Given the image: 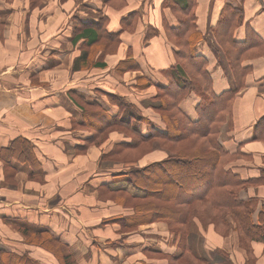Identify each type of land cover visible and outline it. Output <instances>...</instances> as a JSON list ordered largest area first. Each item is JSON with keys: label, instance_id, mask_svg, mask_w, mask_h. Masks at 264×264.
Wrapping results in <instances>:
<instances>
[{"label": "crops", "instance_id": "crops-1", "mask_svg": "<svg viewBox=\"0 0 264 264\" xmlns=\"http://www.w3.org/2000/svg\"><path fill=\"white\" fill-rule=\"evenodd\" d=\"M31 1H36L34 6ZM125 1L121 9L108 10V29L117 31L119 20L133 11L140 16L132 32L120 31L116 51L104 59L106 67L73 69L80 55V41L71 40L73 19L97 20L98 12L107 9L103 0H0V151L17 137L26 140L38 161L34 173L43 175L41 180L28 177L34 168L30 156L13 158L14 171L7 176L0 156V264H64L67 254L76 264H167V257L180 251L179 235L169 231L166 222L122 226L120 219L130 216L132 208L99 196V186L118 179L112 174L126 168L102 158L114 145L128 141L124 133L110 131L82 153L72 147L91 135L80 125L83 118L88 126L97 119L95 113L85 117L73 96L98 105L104 115H115L121 113L119 101L109 102L107 94L117 95L133 106L122 112L123 119L143 118L132 117L140 134L164 127L154 109V95L168 84L162 70L175 64L176 47L166 36L161 13L164 23L177 21L168 9H161L162 0ZM225 3L243 10L237 39L246 36V24L264 39V0H196L195 19L203 36L195 53L208 55L215 93L232 85L231 72L221 66V52L216 56L210 48L216 43L212 29ZM149 25L157 33L145 40ZM246 64L251 70L217 138L225 149L237 151L230 164L245 179L264 169V55L241 63ZM198 99L190 92L181 104L191 117ZM166 155L156 147L140 157L138 165ZM250 196L258 200L256 221L264 184H250L239 192L242 199ZM189 227L191 251L208 263L264 264L260 241H250L247 251L237 230L223 235L210 221L197 217Z\"/></svg>", "mask_w": 264, "mask_h": 264}, {"label": "trees", "instance_id": "trees-1", "mask_svg": "<svg viewBox=\"0 0 264 264\" xmlns=\"http://www.w3.org/2000/svg\"><path fill=\"white\" fill-rule=\"evenodd\" d=\"M35 3L31 1V6ZM125 3V0H103L102 5L107 9L102 14L98 12L97 20L83 21L78 16L74 17L71 40L74 43L80 41V55L74 60L73 69L106 67L104 59L116 51L120 31L132 32L140 16L138 10L133 11L119 20L117 31H110L107 25L108 10H119ZM195 4L196 0H162L160 4L161 9H168L177 21L175 24H166L161 13L166 36L176 47L175 64L162 70L168 84L159 88L154 95V109L158 111L164 127L152 130L150 134H140L133 126V115L129 117L130 120L123 119L119 112L104 115L98 105L87 104L73 96V101L82 107L85 117L89 113L97 115L93 126H88L86 122L89 121L85 118L80 123L91 131V135L72 145L75 153L84 152L90 145L100 144L110 131L122 129L130 134L127 142L114 145L102 158L114 161L115 157L136 149L138 156L127 160L129 164H124V171L112 174L113 178L118 179L99 186V196L132 208L130 216L120 219L122 226H137L155 220L166 222L168 230L179 235L180 250L178 254L167 257V264H211L205 257L192 252L187 243L189 224L193 217L210 221L215 230L223 235L231 229L237 230L239 241H245L247 251L250 241L264 244V203L257 211L255 221L253 215L257 198L239 197L241 189L248 185L264 184V169L255 178H242L230 164L236 159L237 151L225 149L217 140L219 129L230 113L234 95L244 86L245 77L251 70V64L242 66L241 63L245 59L264 55V39L247 24L244 39H237L235 29L242 24L243 10L230 3L223 4L212 29L217 44L213 42L210 48L216 56L221 51L224 58L221 66L231 72L232 85L215 93L207 70L208 55L195 53V45L203 36L197 28ZM156 33V29L149 25L143 39L147 40ZM190 92L199 98L194 106V117L181 108ZM107 95L111 101L118 99L117 105L123 106V111L133 107L117 95ZM141 118L139 116L136 119ZM146 143L152 147L144 149ZM156 147L166 151L167 155L138 165L139 158ZM32 148L29 142L18 137L2 148L0 156L5 174H13V158L19 160L33 156L30 160H34V168L28 177L41 180L42 173H34L38 170L35 168L38 167V161ZM63 262L76 264L69 254L63 257Z\"/></svg>", "mask_w": 264, "mask_h": 264}, {"label": "rangeland", "instance_id": "rangeland-1", "mask_svg": "<svg viewBox=\"0 0 264 264\" xmlns=\"http://www.w3.org/2000/svg\"><path fill=\"white\" fill-rule=\"evenodd\" d=\"M221 52V51H220ZM107 98H108V101L109 102H111V103H115V98H114V101H111L110 100V98L107 96ZM120 98H122V97H120ZM123 100H125L124 98H122ZM125 102H127L126 100H125ZM128 103V102H127ZM119 110L121 111V113L123 112V109L122 108H120L119 107ZM135 114H137V113H135ZM135 116V115H134ZM133 116V117H134ZM138 116H135V118H137ZM142 119V121H143V118H141ZM138 120V119H137ZM137 120H134V121H137ZM133 121V122H134ZM118 130H121L122 131V133H124V135L126 136V137H128L129 138V136H130V134L129 133H126L124 130H122V129H118ZM152 147V145L150 144V143H146L145 145H144V149H149V148H151ZM138 155H137V149H136V151H126L125 152V154L124 155H121V156H119V157H115L114 158V161L115 162H122L123 164H129L128 163V161L127 160H129V159H134V158H136ZM108 161H109V159H108ZM124 165V166H125ZM131 165V164H130ZM129 166V165H128ZM132 166V165H131ZM126 167V166H125Z\"/></svg>", "mask_w": 264, "mask_h": 264}]
</instances>
